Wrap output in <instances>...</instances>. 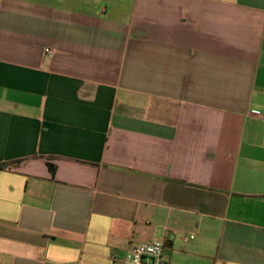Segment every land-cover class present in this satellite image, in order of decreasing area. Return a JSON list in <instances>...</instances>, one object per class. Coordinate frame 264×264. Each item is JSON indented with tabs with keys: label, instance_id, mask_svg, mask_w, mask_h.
<instances>
[{
	"label": "crops",
	"instance_id": "crops-1",
	"mask_svg": "<svg viewBox=\"0 0 264 264\" xmlns=\"http://www.w3.org/2000/svg\"><path fill=\"white\" fill-rule=\"evenodd\" d=\"M153 240L264 264V0H0V264Z\"/></svg>",
	"mask_w": 264,
	"mask_h": 264
},
{
	"label": "built area",
	"instance_id": "built-area-1",
	"mask_svg": "<svg viewBox=\"0 0 264 264\" xmlns=\"http://www.w3.org/2000/svg\"><path fill=\"white\" fill-rule=\"evenodd\" d=\"M45 52L52 56L54 50L46 48ZM165 243L162 240L141 242L127 255L124 264H174L164 257Z\"/></svg>",
	"mask_w": 264,
	"mask_h": 264
}]
</instances>
